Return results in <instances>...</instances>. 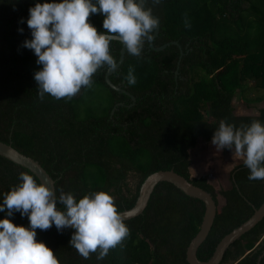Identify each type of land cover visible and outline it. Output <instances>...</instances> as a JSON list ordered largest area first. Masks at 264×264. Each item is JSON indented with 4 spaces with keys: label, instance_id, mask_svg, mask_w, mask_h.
<instances>
[{
    "label": "trees",
    "instance_id": "obj_1",
    "mask_svg": "<svg viewBox=\"0 0 264 264\" xmlns=\"http://www.w3.org/2000/svg\"><path fill=\"white\" fill-rule=\"evenodd\" d=\"M44 2L52 0H0V140L36 159L55 180L57 197L63 190L78 202L90 192L104 191L114 197L118 211L133 206L147 175L173 169L210 192L217 204L211 229L196 252L207 260L219 240L264 202V180H249L243 162L229 171L227 188L216 189L205 176L194 178L189 172V149L209 140L220 120L236 127L255 120L264 125V106L257 114L239 115L232 103L235 97L246 105L264 103V0H146L159 19L153 45L169 44L156 51L146 42L140 57L125 51L109 75L135 101L105 82L104 68L94 74L91 87L74 97L57 100L45 94L40 100L34 73L42 65L23 42L32 38L29 8ZM103 20L101 14L89 17L105 32ZM120 47L119 41L110 42L116 61ZM130 67L135 85L125 79ZM98 86L108 94L95 91ZM21 172L40 183L27 168L0 155V204L4 193L21 182ZM130 175L135 178L132 185ZM204 210L200 199L164 181L156 185L143 213L124 221L129 235L103 260H97L98 253L84 259L70 247L71 228L37 229L36 239L61 264H189L186 248ZM6 215L0 212V220ZM10 219L17 226L30 225L19 212ZM263 250L264 217L229 245L219 264H256Z\"/></svg>",
    "mask_w": 264,
    "mask_h": 264
},
{
    "label": "clouds",
    "instance_id": "obj_2",
    "mask_svg": "<svg viewBox=\"0 0 264 264\" xmlns=\"http://www.w3.org/2000/svg\"><path fill=\"white\" fill-rule=\"evenodd\" d=\"M92 14L104 16V33L89 22ZM27 25L32 38L23 47L32 50L36 63L42 65L34 73L42 101L45 94L57 100L72 98L82 88L91 87L99 69H115L111 41H119L129 55L140 57L145 43L153 41L159 20L146 0H52L29 8ZM185 26H191L187 18ZM125 79L128 85L136 84L133 68ZM211 143L217 150L227 148L243 158L249 180H264V125L260 121L236 127L222 119ZM19 180L4 193L0 204V212L7 213L0 220V264H61L55 252L36 239L37 229L46 231L53 225L59 232L74 229L69 246L84 259L98 253L97 260H103L129 235L125 215L109 193L90 192L77 202L71 192L61 190L57 197L55 190L38 184L27 172H21ZM57 203L63 210L57 209ZM15 212L28 217L29 227L12 222Z\"/></svg>",
    "mask_w": 264,
    "mask_h": 264
},
{
    "label": "water",
    "instance_id": "obj_3",
    "mask_svg": "<svg viewBox=\"0 0 264 264\" xmlns=\"http://www.w3.org/2000/svg\"><path fill=\"white\" fill-rule=\"evenodd\" d=\"M97 31L99 33H104L98 29ZM158 31L159 28L154 33V37L158 34ZM152 42L149 43V46L156 51L164 49L169 44V43H165L161 46L155 47ZM172 43L177 44L176 41H172ZM125 51L126 48L124 47V45L121 44L119 51V58L116 61L117 67L113 70L106 71L105 82L112 89L127 94L128 96H130L132 101H135V97L133 95H131L123 87L113 84L109 78V75L113 73L122 63L124 59ZM112 112L113 110L111 111V113ZM0 155L17 165L27 168L38 178L40 183H44L50 186L53 190H55V180L42 167V165L36 159L14 148L11 145V143H6L0 140ZM164 181L171 183L176 188L184 192L186 195L200 199L205 206V210L199 230L192 237L186 248V261L189 264H219L222 261L223 255L226 249L229 247V245L232 244L235 240L239 239L247 231L252 229L264 217V202H263L259 207L254 209L252 215L248 219H246L244 222L239 224L237 227L233 228L230 232L225 234L219 240L212 255L207 260H200L197 257L196 252L198 247L205 240L211 229V226L213 224L216 215L217 204L210 192L206 191L200 186L193 184L190 180L178 174L173 169H161L147 175L139 187L138 195L133 206L119 212L125 215V220H129L131 218H134L142 214L148 204L150 196L154 191L156 185ZM263 255H264V250L258 255L256 264H260V260L263 257Z\"/></svg>",
    "mask_w": 264,
    "mask_h": 264
},
{
    "label": "rangeland",
    "instance_id": "obj_4",
    "mask_svg": "<svg viewBox=\"0 0 264 264\" xmlns=\"http://www.w3.org/2000/svg\"><path fill=\"white\" fill-rule=\"evenodd\" d=\"M95 91H100L104 95L108 94L107 89L102 86L95 87ZM88 96L86 95L81 100V109L83 110ZM95 99L98 98L95 96ZM108 100L104 98L103 104H107ZM234 112L239 115L257 114L258 109L264 106V103H257L246 105L239 98L235 97L232 100ZM213 136L205 141L199 140L197 144L189 149L190 166L189 172L191 177L199 178L205 176L207 180L216 188H227L230 186L228 178L229 171L238 163L243 162V158L233 155L232 151L225 148L222 151L217 150L211 143ZM129 183L132 185L135 182L134 176L130 175L128 178ZM218 203L223 204L224 199L218 194Z\"/></svg>",
    "mask_w": 264,
    "mask_h": 264
}]
</instances>
